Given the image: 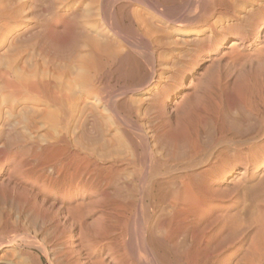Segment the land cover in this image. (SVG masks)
I'll list each match as a JSON object with an SVG mask.
<instances>
[{
	"label": "bare ground",
	"instance_id": "1",
	"mask_svg": "<svg viewBox=\"0 0 264 264\" xmlns=\"http://www.w3.org/2000/svg\"><path fill=\"white\" fill-rule=\"evenodd\" d=\"M123 1L88 0L40 44L44 60L69 51L68 84L0 67V249L264 264V0Z\"/></svg>",
	"mask_w": 264,
	"mask_h": 264
},
{
	"label": "rangeland",
	"instance_id": "2",
	"mask_svg": "<svg viewBox=\"0 0 264 264\" xmlns=\"http://www.w3.org/2000/svg\"><path fill=\"white\" fill-rule=\"evenodd\" d=\"M30 1H32V3ZM87 1L84 0L82 2L83 4L82 3L77 4V3H73L71 0H66V1L62 0V2H61V0H58V1L57 0H39V2L38 1L34 2L33 0H0V67L1 68L8 67L6 69H9V70H11L14 73L19 74V75L24 72L23 75H27V76L31 75L30 72L32 69V75H36V76L39 75L37 77H41L40 75H43L45 73V75H43L44 78L49 77L50 80L52 78V81H55V82H58L59 79H61L63 76H65V78H66V79L62 78L63 81H65L64 83L71 81L72 75L70 74L71 72L69 73V71H71L69 69L70 68V57H69V54H67L69 51L64 54V56L66 57L64 59H62L63 57L58 58V57L50 56V58L51 57L55 58L53 60V63H54V65H53V63L51 61L52 58L49 59V57H47V55H46V60H44L45 54L42 53L44 51H42L40 44H42V47H43V45L46 46V44L48 43V38H50V35H48V34L53 33V35H54L55 34L54 31H56V32L58 31V33H59V30L62 31V33L67 32L68 31L67 29L70 28L71 26H73V24L84 22L83 20H85L87 18L86 14L84 13V12H87V9H88ZM85 2H86V5H85ZM95 2L98 3V0H95ZM124 2L125 1H123V0H118V1L107 0V9H109L108 11H110V10L114 11V9L117 7V5L122 4ZM96 3H94L95 4L94 6L97 5ZM111 4L114 5V7ZM108 5H110L111 7ZM74 12H75V14H74ZM78 12H81L82 15H80L81 13H78ZM76 13H77V15H76ZM75 15H76V17L78 15H80V16H78V18L81 17L80 18L81 20L78 18H77L78 19L77 20L76 17H74ZM22 31H24V32H22ZM50 31H52V33H50ZM16 34H17V36H16ZM60 34H61V32H60ZM63 34H61V35H63ZM53 35H51V36H53ZM15 36H16V38H15ZM39 38L41 39V43L39 42L40 41ZM43 43H45V44H43ZM37 49L39 50V52ZM66 54L68 55V57L66 56ZM48 59L50 60V62H47ZM68 63H69V65H68ZM59 67H60V69H59ZM33 69H34V71H33ZM64 69H67V70H64ZM46 70H48V71H46ZM35 71H36V73H35ZM64 71H67L68 74L63 73ZM46 73H47V75H46ZM58 74L60 75V77ZM55 78H59L58 81H57V79L54 80ZM63 81H61V82H63ZM7 102H8V104L13 103L11 100H8ZM28 112H29L28 109L27 110L22 109L16 117H18L19 119H22V121L24 122V120H25L24 117L28 115ZM23 115H25V116H23ZM23 122H22V124H23ZM243 195L244 194H242V193L240 194L241 198H239V205L237 206V210H241V208L244 207L245 213L251 216V213L254 212L255 209H253L254 207H253L252 203H250L249 199L245 198V197H244L245 198L244 199ZM250 204H251V206H250ZM0 206H3V205L0 204ZM246 207H247V209H246ZM0 209H1L0 210V212H1L2 207H0ZM215 210H214V212L219 211V210L218 211H215ZM235 210L236 209H234L233 211H235ZM8 211L9 210H7V212ZM252 214L255 215L256 211H255V213H252ZM0 215H1V213H0ZM9 215L11 216V217L9 216V221H10V223H12V221L14 220L13 216H15V212L9 211ZM0 219H1V217H0ZM1 221H2V219H1ZM1 221H0V234L2 232V227H3V225H2L3 223ZM25 245H27V244L25 242H22L20 245L2 247V249H0V264H5L4 262H7V261L10 262L11 264H33L31 261L30 252L35 251V248H32L29 245H27V246H25ZM19 246H20V248H19ZM235 250L236 251L238 250L237 251V253H238V252L242 251L243 249L240 248V250H239L238 248H236V249H234L233 252H235ZM41 256H42L43 264H51V263H49L50 261H48L49 260L48 257H46L43 254ZM221 258H222V254L219 255L218 257L211 258L210 260H211V262L213 261L212 263H214V260L216 262L217 261L220 262L221 260H219V259H221ZM239 262H240V264H243V260H239L238 263H233V264H239Z\"/></svg>",
	"mask_w": 264,
	"mask_h": 264
}]
</instances>
